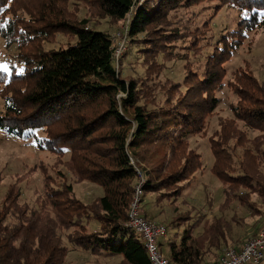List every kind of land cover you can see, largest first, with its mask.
I'll return each instance as SVG.
<instances>
[{
    "label": "trees",
    "instance_id": "16d2710c",
    "mask_svg": "<svg viewBox=\"0 0 264 264\" xmlns=\"http://www.w3.org/2000/svg\"><path fill=\"white\" fill-rule=\"evenodd\" d=\"M144 3L0 0V37L15 49L12 62L22 66L11 63L8 73L0 71V131L55 155L50 169L38 167L42 190L32 203L21 199V184L35 166L14 174L0 199V264H68L71 247L96 257L120 255L117 264H150L142 239L126 225L138 168L145 177L143 216L165 228L185 224L165 242V250L159 241L171 264H209L211 254L215 264L224 248H237L263 226L258 219L249 224L236 211L225 215L237 203L247 216L264 217V80L248 65L236 67L226 81L235 98L229 103L232 117L218 116L219 128L207 137L210 171L222 183L220 214L206 217L193 207L182 211L177 200L202 168L189 137L206 134L226 63L247 31L264 26V0H157L150 9ZM202 3L214 15L236 8L247 16L240 15L236 27L219 37L208 19L193 30L181 23L179 11ZM80 4L86 8L82 18ZM128 12L129 44L116 66L111 34L96 26L102 19L121 23ZM58 33L75 40L44 49ZM178 41L189 43L181 48ZM204 46L206 54L195 66L190 58ZM132 48L137 49L132 64L143 68L140 75L123 74ZM171 60L184 61L181 80L160 78ZM238 121L258 134L249 139ZM3 178L0 170V185ZM84 180L103 191L89 204L73 190ZM163 202L171 213L164 224L152 212ZM235 229L242 231L236 238Z\"/></svg>",
    "mask_w": 264,
    "mask_h": 264
},
{
    "label": "rangeland",
    "instance_id": "374dc122",
    "mask_svg": "<svg viewBox=\"0 0 264 264\" xmlns=\"http://www.w3.org/2000/svg\"><path fill=\"white\" fill-rule=\"evenodd\" d=\"M157 0H135V5H140L144 3L147 8H151V6L156 3ZM80 9L78 11V17L82 18L86 16V8L84 5L80 4ZM179 10V9H178ZM213 9L208 6V3H202L200 5H195L191 7L188 11L181 10L178 12L179 19L181 23L185 24L192 30L195 27H201L202 23L205 20H209L213 27L216 37H219L220 34L225 32L227 29L235 28L236 24L239 21L240 15L247 16V12L239 11L236 8L225 9L223 8L221 11H218L215 15L212 14ZM130 15L125 16L124 21L117 24H111L106 19L100 20L99 24L96 26L97 30H104L111 34V38L113 35L117 34L121 29L122 25L126 22ZM128 16V17H127ZM264 18V14H263ZM181 29V28H180ZM246 38L241 46L233 53L232 57L226 63V77L223 81L222 87L217 91L216 95L219 97V103L216 107L214 114L207 119L206 122V134L205 135H195L189 137V144L191 147L195 148L202 156V168L198 170L193 178L192 185L190 188L183 194V196L179 197L177 202L182 211H185L191 207L195 209L196 212L201 215H206V217H211L213 215H219L220 212L217 209V205L219 202L223 200L222 195V183L215 177L210 171V166L213 161L212 155L209 150V145L207 141V137L211 135L216 129L219 128L218 125V116L221 117H232L231 111L229 109L230 101L234 100V96L232 95L229 88L226 86V81L231 77V71L234 70L238 66L248 65L252 73L259 79L264 80V26L260 28H255L253 30H249L246 32ZM75 39L70 37L69 35L58 33L55 37V40L52 43L44 42V49H58L60 46H64L68 42H73ZM113 41V40H112ZM189 42H180L178 41V45L181 48H184ZM205 41H201V44H204ZM128 39L126 37L123 42V47L117 52V56L113 54V61L116 66L120 61V58L126 52L128 48ZM118 45V44H117ZM112 46L116 49V43L113 41ZM205 47V46H204ZM137 49L132 48L131 56L126 57V61H124V75H140L143 71V68L140 64H132L133 59L135 58V52ZM180 51H185L181 49H177ZM207 47L202 50V53L197 55L193 54L190 60L195 63V66H198L201 62V57L206 54ZM115 53V51H114ZM15 54V49H8L4 46V41L0 37V65H7L10 71V64L14 63L15 67L19 69L22 67L20 64L14 61L13 56ZM138 60H139V56ZM128 58V60H127ZM10 61V63H9ZM129 61V62H128ZM204 62V61H202ZM197 63V64H196ZM183 64L184 61H168L166 62L165 70L160 74V78H171L174 80H181L183 76ZM8 71V72H9ZM7 72V73H8ZM3 107V101L0 98V110ZM239 128H243L247 132V136L249 139H252L255 135L258 134L257 131H253L251 129L246 128L241 122L238 121ZM250 148H252V144H247ZM255 148V147H254ZM264 148V145H263ZM68 157L65 156L64 159ZM55 159V155L52 153L38 149L31 140H22L16 137L8 136L4 132L0 131V170L3 171V181L0 185V199L3 197V194L7 190V186L13 182L14 174H22L26 171H30L32 166L36 167L35 171L30 173L31 177L28 182H23L21 184L22 187V197L21 199L24 201H28L32 203L36 191L42 190V172L39 170L40 165L48 166L50 169ZM135 162V161H134ZM262 163V162H261ZM136 164V163H135ZM263 164V163H262ZM139 167L138 164H136ZM262 172H264V165H262ZM63 171L64 168L61 167ZM140 171V169L138 168ZM141 172V171H140ZM65 175L68 181H71L70 174L65 171ZM142 185L145 182V177L141 173ZM138 177V181H139ZM137 181V182H138ZM73 190L76 196L80 201L85 204H89L94 200L96 196L102 195V188L88 180L81 181L79 183L73 184ZM149 203H153V193L147 196ZM211 200V205L209 206L208 201ZM160 208L163 210L161 211ZM232 210H228L225 215L229 217L233 211H236L239 216H245L246 221L250 224L252 221L258 219L259 225H263L264 217H250L247 216L246 211L241 208L237 203L233 205ZM154 214L157 215L154 220L163 223V220H168L171 213L168 212V205L166 202H163V206H155L153 208ZM140 210H144V206L140 205ZM144 215V214H142ZM164 224V223H163ZM165 225V224H164ZM184 225H180L177 228H166V233L164 236L159 238V241L163 242L162 248L165 250L166 245L165 242L170 238L174 231L181 232L184 228ZM91 228V227H90ZM200 231L197 230L196 233ZM252 229L248 230L247 235L252 234ZM258 231V230H257ZM242 231L240 229H235L234 238L237 237ZM71 246L70 244H67ZM222 252V251H221ZM120 255H114L113 257H96L89 253L82 252L81 250H74L71 247V250L68 253V264H117L120 260ZM214 261L213 255H209L206 259V262L212 264Z\"/></svg>",
    "mask_w": 264,
    "mask_h": 264
},
{
    "label": "built area",
    "instance_id": "2783aa9c",
    "mask_svg": "<svg viewBox=\"0 0 264 264\" xmlns=\"http://www.w3.org/2000/svg\"><path fill=\"white\" fill-rule=\"evenodd\" d=\"M128 15V14H127ZM128 17V16H127ZM130 18L122 25L112 40L116 43L115 56L124 46L128 34ZM118 44V45H117ZM139 181L135 185L134 194L128 208V219L126 225L133 229L142 239L150 264H171L159 248V238L164 236L166 228L164 225L145 218L140 210L142 182L141 172ZM264 260V224L255 235L249 236L237 247H226L220 253L215 264H260Z\"/></svg>",
    "mask_w": 264,
    "mask_h": 264
},
{
    "label": "snow or ice",
    "instance_id": "6c2138e0",
    "mask_svg": "<svg viewBox=\"0 0 264 264\" xmlns=\"http://www.w3.org/2000/svg\"><path fill=\"white\" fill-rule=\"evenodd\" d=\"M0 71L7 73L9 71L8 66L7 65H0Z\"/></svg>",
    "mask_w": 264,
    "mask_h": 264
},
{
    "label": "crops",
    "instance_id": "0c3cea01",
    "mask_svg": "<svg viewBox=\"0 0 264 264\" xmlns=\"http://www.w3.org/2000/svg\"><path fill=\"white\" fill-rule=\"evenodd\" d=\"M260 264H264V260Z\"/></svg>",
    "mask_w": 264,
    "mask_h": 264
}]
</instances>
